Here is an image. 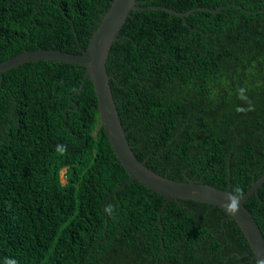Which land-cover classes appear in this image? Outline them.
<instances>
[{"label": "trees", "instance_id": "obj_1", "mask_svg": "<svg viewBox=\"0 0 264 264\" xmlns=\"http://www.w3.org/2000/svg\"><path fill=\"white\" fill-rule=\"evenodd\" d=\"M137 1L193 11L131 10L110 47L131 149L160 175L242 195L264 174V0ZM110 2L0 0V62L79 53ZM83 74L49 60L0 74V264H258L218 206L172 199L160 215L166 197L137 180L110 195L128 175ZM244 204L264 237V181Z\"/></svg>", "mask_w": 264, "mask_h": 264}, {"label": "water", "instance_id": "obj_2", "mask_svg": "<svg viewBox=\"0 0 264 264\" xmlns=\"http://www.w3.org/2000/svg\"><path fill=\"white\" fill-rule=\"evenodd\" d=\"M137 3V0H111L109 7L93 31L86 48L80 46L78 42L79 53L61 51L54 48L24 50L17 55L1 61L0 74L28 61L49 60L83 66L84 74L80 87L89 78L97 98L99 120L105 136L116 156V160L122 165L128 175L127 180L117 186L110 195L116 193L126 183L137 180L151 191L166 197V201L160 210V215L172 199L194 200L218 206L227 212V215L221 221L222 226L226 218H231L237 223L246 238L251 248V253L246 252L244 254L255 258L258 264H264V237L252 213L244 204L257 191V188L262 185L264 174L252 182L249 189L242 195H236L229 191L230 182L225 189H221L211 184L195 182L193 179L178 181L160 175L145 165L146 158L143 160L138 159L131 149V144L126 138L111 93L109 79L112 75L108 74L106 70V61L110 47L113 42L124 36L123 34H119V31L131 10L162 9L183 18L193 11L191 9L186 12H179L165 6L138 5ZM221 8L223 6L214 10H208L216 12ZM230 200L238 201L239 210L235 214H231L227 208Z\"/></svg>", "mask_w": 264, "mask_h": 264}, {"label": "clouds", "instance_id": "obj_3", "mask_svg": "<svg viewBox=\"0 0 264 264\" xmlns=\"http://www.w3.org/2000/svg\"><path fill=\"white\" fill-rule=\"evenodd\" d=\"M64 176H65V173H64ZM65 180H66V178H65ZM62 181L65 182L64 179H62ZM227 208H228V210L230 211L231 214H235L239 210L238 201H231L230 200V203L227 205Z\"/></svg>", "mask_w": 264, "mask_h": 264}, {"label": "rangeland", "instance_id": "obj_4", "mask_svg": "<svg viewBox=\"0 0 264 264\" xmlns=\"http://www.w3.org/2000/svg\"><path fill=\"white\" fill-rule=\"evenodd\" d=\"M65 169H63L62 171H61V177H62V179H64V181H65V176H64V173H65Z\"/></svg>", "mask_w": 264, "mask_h": 264}]
</instances>
